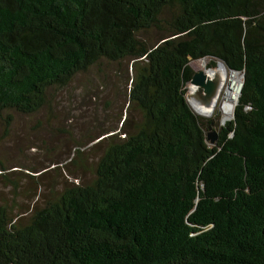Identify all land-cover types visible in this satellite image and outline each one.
<instances>
[{"label": "trees", "instance_id": "1", "mask_svg": "<svg viewBox=\"0 0 264 264\" xmlns=\"http://www.w3.org/2000/svg\"><path fill=\"white\" fill-rule=\"evenodd\" d=\"M189 56L245 73L215 143ZM105 63L126 64L121 127L91 179L0 201V264H264V0H0V124Z\"/></svg>", "mask_w": 264, "mask_h": 264}, {"label": "rangeland", "instance_id": "2", "mask_svg": "<svg viewBox=\"0 0 264 264\" xmlns=\"http://www.w3.org/2000/svg\"><path fill=\"white\" fill-rule=\"evenodd\" d=\"M189 57L197 71L192 65L196 59ZM214 62L212 66L220 64ZM126 77V64L98 65L77 74L67 86L51 89L49 104L38 113L11 111V126L0 124V162L6 166L0 169V201L28 206L51 189H61L66 179H91L103 151L97 140L121 127L127 115ZM190 96L188 90L189 101ZM220 105L205 117L217 132L226 123Z\"/></svg>", "mask_w": 264, "mask_h": 264}, {"label": "bare ground", "instance_id": "3", "mask_svg": "<svg viewBox=\"0 0 264 264\" xmlns=\"http://www.w3.org/2000/svg\"><path fill=\"white\" fill-rule=\"evenodd\" d=\"M212 60L209 57L196 59L192 62L198 70H204L209 78H218L219 86L217 93L209 103H203L202 101L193 97L194 91L197 87L188 81L186 84L187 92L191 93L190 103L192 108L200 115L204 117L213 116L215 109L220 105V110L223 113L222 122H226L233 115L237 99L239 98V92L241 89V81L243 80V73L228 69L224 64L212 66ZM228 87L224 90L225 85ZM222 93L224 96L221 98Z\"/></svg>", "mask_w": 264, "mask_h": 264}, {"label": "water", "instance_id": "4", "mask_svg": "<svg viewBox=\"0 0 264 264\" xmlns=\"http://www.w3.org/2000/svg\"><path fill=\"white\" fill-rule=\"evenodd\" d=\"M220 63L224 64L222 61ZM225 65V64H224ZM226 66V65H225ZM233 70V69H230ZM237 71V70H233ZM239 72V71H237ZM243 80L241 81V87L244 82V76L245 73H243ZM191 84L195 85L197 87L196 91L193 93V97L202 101L203 103H209L212 97H214L217 93L218 86H219V79L218 78H209L207 73L204 70H197L193 74V77L191 79ZM241 93V89L239 92V95ZM188 101L189 98L187 97ZM190 103V101H189ZM191 105V103H190ZM234 116V115H233ZM212 127V126H211ZM208 139L215 143L218 139V133L217 130L214 128L208 132Z\"/></svg>", "mask_w": 264, "mask_h": 264}]
</instances>
